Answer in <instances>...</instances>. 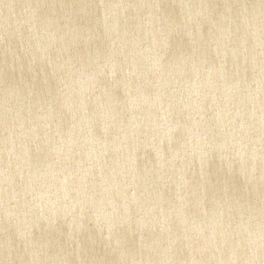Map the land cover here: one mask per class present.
I'll return each instance as SVG.
<instances>
[{
	"label": "water",
	"instance_id": "1",
	"mask_svg": "<svg viewBox=\"0 0 264 264\" xmlns=\"http://www.w3.org/2000/svg\"><path fill=\"white\" fill-rule=\"evenodd\" d=\"M0 264H264V0H0Z\"/></svg>",
	"mask_w": 264,
	"mask_h": 264
}]
</instances>
